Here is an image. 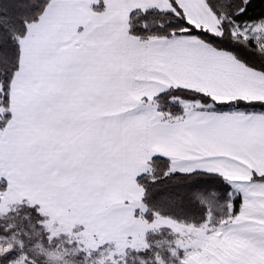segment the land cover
<instances>
[{"label": "snow or ice", "instance_id": "obj_1", "mask_svg": "<svg viewBox=\"0 0 264 264\" xmlns=\"http://www.w3.org/2000/svg\"><path fill=\"white\" fill-rule=\"evenodd\" d=\"M0 264H264V0H0Z\"/></svg>", "mask_w": 264, "mask_h": 264}]
</instances>
